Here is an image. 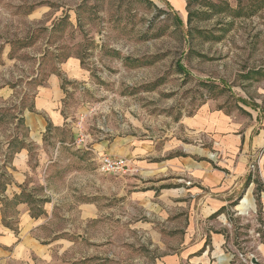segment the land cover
Listing matches in <instances>:
<instances>
[{
    "label": "rangeland",
    "instance_id": "obj_1",
    "mask_svg": "<svg viewBox=\"0 0 264 264\" xmlns=\"http://www.w3.org/2000/svg\"><path fill=\"white\" fill-rule=\"evenodd\" d=\"M184 1L180 10L168 0H0V189L11 180L12 159L23 144L31 167L45 158L60 172L59 182L69 178L76 196L81 189L90 193L97 178L129 175L97 170L92 145L101 140L142 128L163 135L202 105L243 115L253 109L242 100L264 108V0ZM67 56L78 57L84 71L83 77L61 75V110L73 120L76 135L69 127L51 128L42 147L23 142L20 115ZM80 135L84 140L77 143ZM260 176L257 169L251 172L256 212L242 224L229 216L234 264H264ZM100 198L99 235L89 232L77 254L73 245L69 261L82 253L97 264H152L165 253L138 234L123 233L125 222L107 214L111 202ZM252 225L258 234L249 237ZM112 226L116 235L107 234ZM253 238L258 249L249 243Z\"/></svg>",
    "mask_w": 264,
    "mask_h": 264
},
{
    "label": "crops",
    "instance_id": "obj_2",
    "mask_svg": "<svg viewBox=\"0 0 264 264\" xmlns=\"http://www.w3.org/2000/svg\"><path fill=\"white\" fill-rule=\"evenodd\" d=\"M168 1L175 9L184 8V0ZM56 68L38 85L32 106L20 115L27 135L23 142L42 147L51 128L69 127L76 135L73 120L62 114L66 92L61 75L83 77L84 71L75 56L59 61ZM242 101L253 109L248 115L202 105L163 135L142 128L137 134L93 144L98 171L104 154L129 159L134 170L127 176H107L104 182L97 178V187L90 193L81 189L76 196L69 178L59 182L60 172L45 164V158L31 167L29 151L21 145L12 159L11 180L0 189V264L10 260L97 264L82 253L69 261L67 254L73 245L77 254L89 232L99 235L95 227L101 225L97 219L102 195L111 202L107 214L125 222L123 233L138 234L150 248L165 251L152 264H234L237 249L227 237L232 227L229 216L242 224L245 215L256 212L251 162L261 173L264 204V108ZM117 231L107 228L108 235ZM248 231L249 237L258 234L253 225ZM249 243L260 247L255 238Z\"/></svg>",
    "mask_w": 264,
    "mask_h": 264
},
{
    "label": "built area",
    "instance_id": "obj_3",
    "mask_svg": "<svg viewBox=\"0 0 264 264\" xmlns=\"http://www.w3.org/2000/svg\"><path fill=\"white\" fill-rule=\"evenodd\" d=\"M84 137L80 135L76 141L82 142ZM99 171L104 174H113V175H124L131 173L134 169L132 167L129 159L121 156H113L110 154H104L99 157ZM251 171H254L255 164L251 162L249 164Z\"/></svg>",
    "mask_w": 264,
    "mask_h": 264
},
{
    "label": "trees",
    "instance_id": "obj_4",
    "mask_svg": "<svg viewBox=\"0 0 264 264\" xmlns=\"http://www.w3.org/2000/svg\"><path fill=\"white\" fill-rule=\"evenodd\" d=\"M249 182V178L247 179V182L246 183H248Z\"/></svg>",
    "mask_w": 264,
    "mask_h": 264
}]
</instances>
